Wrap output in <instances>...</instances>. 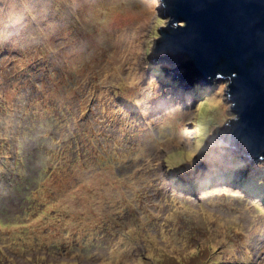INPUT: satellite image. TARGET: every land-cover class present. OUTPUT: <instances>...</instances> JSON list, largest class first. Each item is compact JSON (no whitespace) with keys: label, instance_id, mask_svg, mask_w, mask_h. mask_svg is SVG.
<instances>
[{"label":"rangeland","instance_id":"rangeland-1","mask_svg":"<svg viewBox=\"0 0 264 264\" xmlns=\"http://www.w3.org/2000/svg\"><path fill=\"white\" fill-rule=\"evenodd\" d=\"M159 8L0 0V264H264L254 183L186 188L241 165L262 178L264 162L217 137L234 115L225 80L194 95L151 71ZM49 171L64 187L40 183Z\"/></svg>","mask_w":264,"mask_h":264},{"label":"water","instance_id":"water-1","mask_svg":"<svg viewBox=\"0 0 264 264\" xmlns=\"http://www.w3.org/2000/svg\"><path fill=\"white\" fill-rule=\"evenodd\" d=\"M159 1L166 21L150 50L154 64L163 61L183 82L225 80L234 115L218 138L242 157L264 161V0ZM194 165L205 168L201 159Z\"/></svg>","mask_w":264,"mask_h":264},{"label":"trees","instance_id":"trees-1","mask_svg":"<svg viewBox=\"0 0 264 264\" xmlns=\"http://www.w3.org/2000/svg\"><path fill=\"white\" fill-rule=\"evenodd\" d=\"M160 21H162V19L158 18V22H160ZM156 32L157 31L155 30L154 31V35L155 36L157 35ZM161 64L162 65H152V63L148 62L149 68H153L151 71L156 72V73L158 72L159 74H163V73H165V71H164L163 63H161ZM164 79H165L164 83H166V84H171V83L174 84L171 79H167V78H164ZM212 87H214V86H212ZM200 90H201L200 89V85L196 83V84H194L193 88L190 91H188L187 93L198 95L200 93ZM181 162L182 161H180L179 158L174 159V161H167V165L170 168V170L168 169L169 170V176L171 174L170 180L172 182L180 183L181 180H182L181 176H187V173L184 174L185 171H186L184 169V166L180 167V163ZM241 166L243 168L242 172H237L234 175L231 174V173H233L231 171L233 168L226 167V168L221 169L220 166H216V169H221V170H218L219 172L214 173L216 175H215V177L213 179L205 178L202 181V182H204V184H201V185L199 184V182H197L198 180L197 181H193L189 186H186V188H187V190L197 191V190H199L200 188H202V187H204L206 185L212 184L215 180H219V179L231 180L233 178L232 182L235 183V184H239L242 188H245V187H247L249 185H253V183H254L257 186V188H258L257 191L260 194V198H261L260 200L264 201V176L262 178H260V173H258V172L254 173L252 176H249V173H250L249 169H246V167L244 165H241ZM262 166L263 167H260V169L262 171L261 174L264 171V163H263ZM173 168H175V169H173ZM180 169H182V170H180ZM47 173H49V174L45 175L46 173H44V172L40 174V175H43L40 183H43L45 181L47 182V180L49 178H50L49 181L55 180L54 177L51 176V171H49ZM54 186L56 187V188H53L55 190L61 189L62 187H64V185L59 184L56 180L54 182ZM247 192L249 194H255L254 190H247ZM50 212H51V209L48 210V214H46L47 217H52ZM48 227H49V229L51 228V223L50 222H48Z\"/></svg>","mask_w":264,"mask_h":264},{"label":"clouds","instance_id":"clouds-1","mask_svg":"<svg viewBox=\"0 0 264 264\" xmlns=\"http://www.w3.org/2000/svg\"><path fill=\"white\" fill-rule=\"evenodd\" d=\"M165 78H167L166 76H165ZM172 78V77H171ZM167 79H169V78H167ZM194 86V85H193ZM217 137H218V134H217ZM219 139V138H218ZM223 144V143H222ZM224 145V144H223ZM225 146V145H224ZM226 147V146H225ZM227 149H229L228 147H226ZM229 150H231V151H234V149H229ZM235 153H237L238 155H240L237 151H234ZM241 156V155H240ZM244 158V157H243ZM244 159H247V158H244ZM248 161H252L251 159H247ZM258 162H264V161H262V160H259V161H256V163H258ZM204 163V162H203ZM204 166H205V163H204ZM196 167V166H195ZM199 170V169H198ZM200 171V170H199ZM202 172H205V168H204V170H201ZM215 175L216 174H212L211 175V177H209V179H213L214 177H215ZM229 182L230 181H232V180H228ZM233 183V182H232Z\"/></svg>","mask_w":264,"mask_h":264},{"label":"bare ground","instance_id":"bare-ground-1","mask_svg":"<svg viewBox=\"0 0 264 264\" xmlns=\"http://www.w3.org/2000/svg\"><path fill=\"white\" fill-rule=\"evenodd\" d=\"M154 61H155V60H154ZM159 63H163V61H162V62H159ZM170 76H171V75H170ZM171 77H173V81L175 80V78H176V79L180 78V77H179V74H178V75H175V76H171ZM168 78H170V77H168ZM174 83L176 84L177 82L174 81ZM183 83H184V84H186V83H192V87H193V85H194L195 83H199V84H200L201 82H194V81H193V82H186V81L183 82V81L181 80V83H180V84L182 85ZM193 83H194V84H193ZM182 87H184V86H182Z\"/></svg>","mask_w":264,"mask_h":264}]
</instances>
